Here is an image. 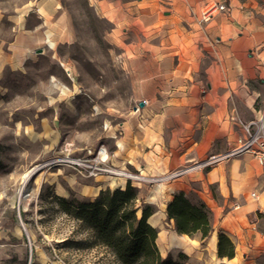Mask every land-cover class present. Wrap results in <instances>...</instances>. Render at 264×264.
Returning <instances> with one entry per match:
<instances>
[{
    "label": "crops",
    "instance_id": "obj_1",
    "mask_svg": "<svg viewBox=\"0 0 264 264\" xmlns=\"http://www.w3.org/2000/svg\"><path fill=\"white\" fill-rule=\"evenodd\" d=\"M31 2L34 14H26L22 26L14 24L9 41L0 39V69L19 68L46 38L52 41L59 33L52 22L61 14L58 3ZM96 3L114 22L130 75L137 78L135 104L140 110L133 109L113 137L116 168L149 179L164 177L222 156L243 136L245 124L264 118V0ZM213 3L225 4L227 10L202 22L201 12ZM116 181L100 180L93 187L96 192H89L91 198L128 183ZM180 191L195 193L211 210L214 230L209 238L180 234L174 221L168 222L167 206ZM145 198L155 208L149 223L159 231L163 258L184 255V264H264V168L251 154L150 185ZM220 235L233 242L232 259L219 257Z\"/></svg>",
    "mask_w": 264,
    "mask_h": 264
},
{
    "label": "rangeland",
    "instance_id": "obj_2",
    "mask_svg": "<svg viewBox=\"0 0 264 264\" xmlns=\"http://www.w3.org/2000/svg\"><path fill=\"white\" fill-rule=\"evenodd\" d=\"M31 1L0 0L1 42L34 14ZM53 1L61 8L52 21L56 39L46 38L19 68L0 69V264H121L54 198L92 200L89 192L100 180L127 179L91 177L67 162L93 159L101 146L109 168L135 177L127 180L139 189L136 206L146 205L150 185L161 184V177L112 165L113 137L132 114L137 78L97 0Z\"/></svg>",
    "mask_w": 264,
    "mask_h": 264
},
{
    "label": "trees",
    "instance_id": "obj_3",
    "mask_svg": "<svg viewBox=\"0 0 264 264\" xmlns=\"http://www.w3.org/2000/svg\"><path fill=\"white\" fill-rule=\"evenodd\" d=\"M138 195L139 189L128 182L124 189L103 190L92 200L54 199L61 212L91 229L95 240L121 264H184V255L177 260L161 256L159 231L149 223L155 208L136 206ZM166 213L168 222L173 220L180 234L199 235L205 240L214 230L211 210L195 193H175ZM218 255L229 259L235 256V246L225 235L219 236Z\"/></svg>",
    "mask_w": 264,
    "mask_h": 264
},
{
    "label": "built area",
    "instance_id": "obj_4",
    "mask_svg": "<svg viewBox=\"0 0 264 264\" xmlns=\"http://www.w3.org/2000/svg\"><path fill=\"white\" fill-rule=\"evenodd\" d=\"M227 7L225 4H208L201 12V21H209L217 12H225ZM142 103L146 104L147 101L143 100ZM135 112L140 110V104H135L133 106ZM232 120H235L232 118ZM236 121V120H235ZM244 134L233 144L229 150L222 156H210L202 162H197L191 166L180 168L156 181H165L179 178L187 174L188 172L196 168H207L211 167L215 163L221 160H229L243 154H251L254 159L264 168V118L259 121H252L243 126ZM93 159L89 160H69V164L75 167L84 166L89 172V176H97L99 174H117L119 176L125 177L127 179L135 178L130 173L115 172L112 168L108 166L109 152L105 146H101ZM255 197V194H253Z\"/></svg>",
    "mask_w": 264,
    "mask_h": 264
},
{
    "label": "bare ground",
    "instance_id": "obj_5",
    "mask_svg": "<svg viewBox=\"0 0 264 264\" xmlns=\"http://www.w3.org/2000/svg\"><path fill=\"white\" fill-rule=\"evenodd\" d=\"M31 174H32V172H29L26 176H25V179L27 180V179H29V177L31 176ZM138 178H140V177H138ZM161 182V181H160ZM161 187V186H160Z\"/></svg>",
    "mask_w": 264,
    "mask_h": 264
},
{
    "label": "water",
    "instance_id": "obj_6",
    "mask_svg": "<svg viewBox=\"0 0 264 264\" xmlns=\"http://www.w3.org/2000/svg\"><path fill=\"white\" fill-rule=\"evenodd\" d=\"M38 52H41V50H38Z\"/></svg>",
    "mask_w": 264,
    "mask_h": 264
}]
</instances>
